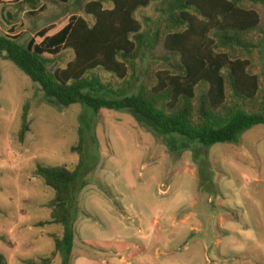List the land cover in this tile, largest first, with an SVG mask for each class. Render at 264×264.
<instances>
[{
	"label": "rangeland",
	"instance_id": "obj_1",
	"mask_svg": "<svg viewBox=\"0 0 264 264\" xmlns=\"http://www.w3.org/2000/svg\"><path fill=\"white\" fill-rule=\"evenodd\" d=\"M88 1L41 0L34 10L25 0H5L0 25L6 35L20 37L21 45H39L44 32L55 35L72 16L93 23L85 12ZM255 8L262 18L258 43L264 7ZM156 11L151 6L136 16L158 19ZM46 58L52 70L63 69L74 53ZM242 58L260 79L263 101L264 48ZM160 68L158 62H138L136 91L154 85ZM98 74L106 84L124 85L104 71ZM27 103L29 132L21 139ZM81 127L92 169L74 187L71 264H264L263 125L246 132L239 145L207 149L176 137L170 151L164 138L129 112L102 110L95 116L80 105L59 107L13 63L0 59V253L8 264L50 258L56 238L64 237L61 225L40 226L52 220L55 194L35 171L38 165L74 171ZM188 142L191 149L183 148ZM53 264H64V256Z\"/></svg>",
	"mask_w": 264,
	"mask_h": 264
},
{
	"label": "trees",
	"instance_id": "obj_2",
	"mask_svg": "<svg viewBox=\"0 0 264 264\" xmlns=\"http://www.w3.org/2000/svg\"><path fill=\"white\" fill-rule=\"evenodd\" d=\"M25 1L34 10L41 2ZM4 2L0 0V6ZM152 5L158 19L137 18L140 10ZM255 6L264 7V0H92L85 12L93 23L73 18L53 36L44 32L39 45L34 41L21 45L20 37L6 35L0 25V59L13 63L59 107L80 105L95 116L102 110L129 112L140 125L164 138L170 151L176 137L207 149L239 145L246 132L264 126L260 79L251 73V61L242 58L243 53L264 48V37L254 42L262 31ZM67 50L73 51L74 59L66 68L52 70L46 56L57 57ZM140 61L158 62L161 68L154 85L144 84L136 91L134 74ZM98 71L124 85L104 83ZM29 116L27 103L21 139L29 132ZM86 135L81 127L73 148L79 156L74 171L37 166L35 175L55 194L49 204L52 220L40 226L61 225L66 231L62 239L56 238L50 258L28 264H53L59 254L64 264H71L74 187L92 169ZM190 142L182 147L191 149ZM0 264H8L1 253Z\"/></svg>",
	"mask_w": 264,
	"mask_h": 264
},
{
	"label": "crops",
	"instance_id": "obj_3",
	"mask_svg": "<svg viewBox=\"0 0 264 264\" xmlns=\"http://www.w3.org/2000/svg\"><path fill=\"white\" fill-rule=\"evenodd\" d=\"M89 2H90V1H88L87 4H88ZM87 4H86V5H87ZM152 6H154V5H152ZM150 7H151V6H150ZM73 18H75V16H72V19H73ZM78 18H81V16L78 17ZM85 19H86V18H85ZM88 21H89V20H88ZM90 22H91V21H90ZM93 22H94V21H93ZM156 224H157V223H156ZM157 225H158V224H157ZM202 261H203V260H202ZM199 263H200V262H199Z\"/></svg>",
	"mask_w": 264,
	"mask_h": 264
}]
</instances>
